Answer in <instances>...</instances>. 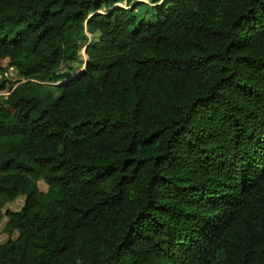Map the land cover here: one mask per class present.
<instances>
[{
    "label": "trees",
    "instance_id": "obj_1",
    "mask_svg": "<svg viewBox=\"0 0 264 264\" xmlns=\"http://www.w3.org/2000/svg\"><path fill=\"white\" fill-rule=\"evenodd\" d=\"M6 66L0 264H264V0H0Z\"/></svg>",
    "mask_w": 264,
    "mask_h": 264
},
{
    "label": "rangeland",
    "instance_id": "obj_2",
    "mask_svg": "<svg viewBox=\"0 0 264 264\" xmlns=\"http://www.w3.org/2000/svg\"><path fill=\"white\" fill-rule=\"evenodd\" d=\"M136 2H140L142 0H135ZM146 1V0H145ZM116 5L122 6V7H126L127 1H122V2H118L116 3ZM102 10H99L98 12H100ZM145 18L148 21H154V14L152 12V8L148 9L147 12L145 13ZM85 46H82L80 48V57L79 59L81 60H86L87 56L85 54ZM4 63L6 62L5 60H2ZM72 69L73 71L71 72V75L75 74V73H79L82 69H83V65H80L78 61L71 63ZM58 71H60L61 73H63V77L59 80H55V79H50L47 80L46 82L50 85H57L58 83L68 79L70 77V75H66L65 72H67V67L65 66V63H63L60 68L58 69ZM19 78L17 71L15 68H13L12 66H6L5 70L0 74V82L2 80H14ZM8 90L2 89L0 90V93H7ZM38 185L39 188L42 190H46L47 188V184L43 181V180H39L38 181ZM23 198L24 196L19 195L16 199H14L13 201H10L8 203H6L1 211H0V242H4L5 240H7L9 237L14 238L17 234L16 231H8L6 229V220L7 217L3 214V212L5 211L6 208H11V209H18L20 208V206L23 203Z\"/></svg>",
    "mask_w": 264,
    "mask_h": 264
},
{
    "label": "water",
    "instance_id": "obj_3",
    "mask_svg": "<svg viewBox=\"0 0 264 264\" xmlns=\"http://www.w3.org/2000/svg\"><path fill=\"white\" fill-rule=\"evenodd\" d=\"M85 50V49H84Z\"/></svg>",
    "mask_w": 264,
    "mask_h": 264
}]
</instances>
